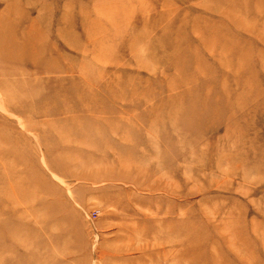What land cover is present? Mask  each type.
Returning <instances> with one entry per match:
<instances>
[{
    "label": "rangeland",
    "instance_id": "obj_1",
    "mask_svg": "<svg viewBox=\"0 0 264 264\" xmlns=\"http://www.w3.org/2000/svg\"><path fill=\"white\" fill-rule=\"evenodd\" d=\"M0 264H264V0H0Z\"/></svg>",
    "mask_w": 264,
    "mask_h": 264
}]
</instances>
